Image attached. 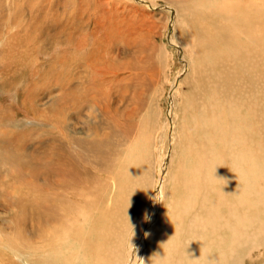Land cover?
<instances>
[{
    "label": "rangeland",
    "instance_id": "obj_1",
    "mask_svg": "<svg viewBox=\"0 0 264 264\" xmlns=\"http://www.w3.org/2000/svg\"><path fill=\"white\" fill-rule=\"evenodd\" d=\"M222 1L0 0V264H12L10 252L18 246H27L25 257L35 256L36 229L41 221L46 225L48 207L59 199L54 184L64 194L57 176L82 173L102 192L105 178L143 163L144 189H137L154 195L159 160L168 178L169 171L184 176V167L200 163L224 175L235 168L244 187L259 183L262 189L243 199V214L259 218L247 227L243 261L264 264V129L250 114L264 115V107L251 101L264 93L247 97L233 89L212 95L204 87L206 80L214 82L209 68L216 50L207 28L219 29L215 40L229 51L226 57L240 55L238 43L252 35L243 20L219 13ZM214 130L218 137L207 139ZM245 142L251 151L257 148L260 167L244 153ZM211 187L202 191L209 194ZM175 191L171 197L177 198ZM71 195L77 200L76 188ZM37 213L43 215L39 222Z\"/></svg>",
    "mask_w": 264,
    "mask_h": 264
},
{
    "label": "bare ground",
    "instance_id": "obj_2",
    "mask_svg": "<svg viewBox=\"0 0 264 264\" xmlns=\"http://www.w3.org/2000/svg\"><path fill=\"white\" fill-rule=\"evenodd\" d=\"M214 1L216 2V0ZM232 1H234L233 4ZM229 2L230 6H228ZM222 3L219 13H223L224 17L227 16L226 18L233 16L238 20H243L247 27L251 28L252 35L249 36L250 40L245 39L238 43L240 55L235 56L230 53L226 57L229 51H225L224 47L218 44L220 42L217 41V43L215 40L216 35L220 33L219 29L216 28L218 30L216 32L213 28H207L205 31L207 39L216 46V50L211 53L210 63L212 62V64L209 68L213 74L211 81L214 79V82L206 80L207 83L204 87L212 95L215 90L225 93L233 89H236L239 95L247 97L254 91L264 93V47H260L264 42V33L260 25L261 20L264 19V0H223ZM202 6L205 10H209L211 7ZM228 7L231 9L227 11ZM250 73L254 77L248 79ZM245 74H247L246 78L242 77ZM254 82H258V90H254L255 87L251 88ZM255 96L258 97L252 98L251 101L259 103L257 107H264V95L256 94ZM232 108L234 109V107ZM250 114H254L256 126L261 127V131H263L264 121H258V119L264 115L257 110ZM218 135L219 133L214 130L213 133L210 132L207 139H216ZM223 140V143H226V137H223ZM245 146L243 147L244 153L249 155L252 158L250 160H254L260 167V155L256 151L257 148L251 151V146L246 142ZM216 158L218 157L216 156ZM218 160L224 163L222 158ZM161 163L160 160L156 163L159 166L157 169L159 193H155L158 187L155 184L154 195L152 194L153 185L152 193H148L149 195H146L149 189L147 190L145 187L147 192L142 190V192L144 191L143 197L141 190L139 191L141 186L144 189L141 184H144L143 179L146 176L145 173L141 175L143 163L132 164L133 168L126 167L122 174L118 176L115 174L111 179L103 180L101 177L103 180L102 192L93 190L94 186L91 188L82 173L80 175L77 172L70 174L69 171H65V173L62 171L64 174L57 177L61 178L64 194L54 184L52 194L59 199L54 200L53 205L48 207L50 211L45 220L46 225H43L41 221L36 229L35 256L25 257L24 251L27 246H21V248L18 246L20 250L16 248L17 250L10 252L16 260L13 259L12 264H245L246 256L243 258V248L246 249L248 242L245 239L246 231L254 221L248 218L249 215L243 214L245 207L243 199L248 191L252 194L253 191L262 189L261 185L254 183L251 187H244L245 181L243 183L241 172L235 168H231V173L224 175L219 167L212 170L210 166L200 163L190 169L182 167L185 175L179 176L181 180L174 176V173L172 176L170 171V178H168ZM132 169L134 172H131ZM124 170L127 171L124 172ZM202 174L205 175L206 181ZM88 177L90 179L89 175ZM220 179L223 182L221 185ZM110 180L112 184L109 182ZM168 183H170L169 189L167 188ZM214 183H218V185L215 186ZM204 186H212L209 194L202 191ZM137 187L139 188L137 189ZM75 188L78 192L77 200H73L75 196L71 195ZM176 189L179 194L178 191H175ZM168 190H170L169 195H167ZM174 191L178 194L177 198L173 196L177 201L171 197ZM229 192L231 195L228 196ZM167 198H169V204H166V208L164 203ZM170 198L174 199L175 206ZM249 199L251 200V198ZM40 202L41 200L38 201V203ZM38 203V209L40 210L42 207L43 213L44 206L38 205ZM253 204H256L255 200ZM236 206L239 207V210H236ZM146 214L150 218L147 221L145 220ZM161 215L164 224L162 229L158 227L160 230L157 231L155 227L157 223L161 224L162 221L159 218ZM37 216L39 222L43 215L37 213ZM169 217H172L171 222ZM257 219L259 220V218ZM169 222L171 229H169ZM163 232L165 235L167 234L165 237L168 236V238L161 237ZM251 235L255 237L254 233ZM179 236L186 239L181 240ZM262 237H259V240L264 242ZM163 239L167 242L164 243L165 245ZM127 242L131 243L130 250ZM180 246L181 248H179ZM160 249H163L162 252L160 251L159 256H156V252Z\"/></svg>",
    "mask_w": 264,
    "mask_h": 264
},
{
    "label": "clouds",
    "instance_id": "obj_3",
    "mask_svg": "<svg viewBox=\"0 0 264 264\" xmlns=\"http://www.w3.org/2000/svg\"><path fill=\"white\" fill-rule=\"evenodd\" d=\"M150 218L147 216V214L145 215V220H149Z\"/></svg>",
    "mask_w": 264,
    "mask_h": 264
}]
</instances>
